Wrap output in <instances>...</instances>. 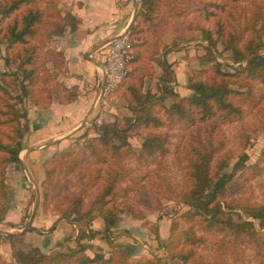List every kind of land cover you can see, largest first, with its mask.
Returning a JSON list of instances; mask_svg holds the SVG:
<instances>
[{
	"label": "trees",
	"instance_id": "1",
	"mask_svg": "<svg viewBox=\"0 0 264 264\" xmlns=\"http://www.w3.org/2000/svg\"><path fill=\"white\" fill-rule=\"evenodd\" d=\"M59 2L0 0V45H4L6 66V70H0V222L6 212L3 198L8 187L7 167L19 162L29 129L26 106L46 108L53 93L61 103L77 96V88L60 84L47 66L48 62L56 68L64 65L63 53L49 47L50 40L62 36L66 29L76 30L79 24V19L63 11ZM164 4L177 5L179 16H191L193 29L206 42L204 52L197 56V67L187 76L186 86L192 93L185 99H179L171 86L172 66L165 58L169 46L163 45L162 55L155 56V51L150 59L160 69L158 93L144 89L146 75L137 73L145 60L143 47L159 24ZM127 31L132 59L111 94L121 92L130 114L123 116L121 126L95 125L96 135L77 151L54 154L43 163L44 182L50 189L46 199L68 190V174L77 171V181L64 194L68 206L61 215L72 217L78 224V249L86 248L80 243L83 238L100 234L110 248L109 254L106 257L99 251L81 259L72 248L45 254L35 247L14 251L15 264H165L158 257L132 260L131 253L115 248L108 235L119 220L116 202L125 193V187L119 185L124 177V159L139 167L167 158L173 161L181 187L178 191L171 189L166 197H176L187 209L181 214L184 229L178 230L175 222L171 224L164 245L169 259L181 264H213L201 253L209 240L205 234L222 233L239 245H264V183L259 186L256 204L238 206L245 217L257 221L258 229L252 220L239 214L232 221L234 206L230 200L241 179L264 172V147L254 164H247L248 155L241 152L249 140L250 123L244 119L248 108L244 104L255 106L264 95V55L260 53L264 47V0H138ZM218 45L220 52H229L232 62L238 63L233 71L223 69L216 56ZM244 86L246 91L238 89ZM256 90L260 91L258 95ZM167 98H172L169 105L165 104ZM260 130L264 131V116ZM135 135L142 137L137 152L128 142ZM230 153L237 156L232 165L234 156ZM90 191L92 196L86 201ZM95 216L102 219V230L89 228ZM2 238L13 235L0 233Z\"/></svg>",
	"mask_w": 264,
	"mask_h": 264
},
{
	"label": "rangeland",
	"instance_id": "2",
	"mask_svg": "<svg viewBox=\"0 0 264 264\" xmlns=\"http://www.w3.org/2000/svg\"><path fill=\"white\" fill-rule=\"evenodd\" d=\"M177 9L178 6H173V4L161 6L158 17L159 24L154 33L149 35L148 43L143 47L145 60L140 65L137 73L146 75L144 89L148 88L153 93H158L156 84L160 69L150 59L155 51V56L162 55L163 45L169 46L170 51L165 58L172 66L174 79L171 86L179 99H185L192 93L190 89H187L189 93L184 95L187 76L192 68L197 67V56L204 52L206 42L201 39L200 33L193 29L192 17L179 16ZM220 50L221 46L218 45L216 56L223 69L233 71L238 63L232 62L229 52H220ZM260 53L264 55V47L260 50ZM3 56L4 45H0V70H6ZM153 67L155 68L152 71ZM238 89L241 91L247 90L245 86ZM255 92H257L256 95L260 93L259 90ZM111 95L102 96L101 98L104 100ZM113 95L123 97L119 91ZM123 100L125 105L118 106L117 115L101 109L96 114L95 121L88 123V132L86 131L79 137L70 138L68 146L64 149L56 150L48 157L43 158L39 166L34 169L36 175H38L36 186L28 174L21 170V173L25 174L26 187L24 192H18L15 189L18 188L15 186L16 180L11 177L13 172L10 171L9 181H7L8 172H6L8 187L7 194L3 198L6 212L0 222V233L2 235L12 234L13 238L0 239V264H15L14 251H27L35 247L45 254L67 251L68 248H72L77 250L76 257L81 259L90 258L99 251H102L106 257L108 256L110 248L100 234L93 239L83 238L80 243L84 244L86 248L83 250L78 249L76 241L78 224L70 219L72 217L65 219L61 215V211L68 206L64 194L69 193L77 181V171L68 174L70 185L68 190L65 191L66 193L49 196L46 199V194L50 193V189L44 182L43 163L54 154L68 152L69 150L77 151L88 139L96 135L95 125L116 124L121 126L123 116L130 114L124 97ZM171 100L172 98H167L165 104L169 105ZM244 106L248 108L244 119L247 123H250L247 129L249 140L241 152L248 155L247 164H254L264 147V131L260 130L264 116V95L255 106L247 103ZM128 142L132 149L137 152L141 146L142 137L140 135L131 136L128 138ZM230 152L234 151L230 149ZM230 154L233 155V153ZM236 159L237 156H234L230 164L232 165ZM158 161L139 167L133 164L130 159L122 160L121 169L124 172V177L119 185L125 187L126 194L124 193L116 202L119 220L116 226L110 228L108 235L115 248L125 249L131 253L130 258L132 260L142 257H158L165 264H181L179 260L167 257L164 245L169 236L172 223L177 224L178 230L185 228V222L181 214L187 207L177 201L176 197L172 199L166 197L171 194V189L178 191L181 187L180 177L175 171L172 159L167 158L159 161V163ZM130 165L132 168H130ZM142 172L145 176L140 179ZM248 176L249 174L245 179H241L242 182L237 183L236 188L230 194L231 204L234 206L231 211V219L236 221L237 214H239L242 219L252 220L258 229L257 221L245 217L238 206L247 203L256 204L259 201V186L262 182L264 183V172L254 178H248ZM91 196L92 191L87 192L85 200L88 201ZM126 208L131 209L130 212ZM97 218L100 217L95 216L89 223V228L95 231L103 229L102 219L100 218L101 220L98 221ZM121 224L122 227L117 228ZM261 231L264 234V229ZM146 234L151 235V237L148 238ZM205 235L209 240L201 253L213 264H264V245L261 248L246 243L239 245L222 233L214 234L215 236ZM118 237L121 238V241L116 240ZM127 241L135 246V250L125 246L126 243L124 242Z\"/></svg>",
	"mask_w": 264,
	"mask_h": 264
},
{
	"label": "crops",
	"instance_id": "3",
	"mask_svg": "<svg viewBox=\"0 0 264 264\" xmlns=\"http://www.w3.org/2000/svg\"><path fill=\"white\" fill-rule=\"evenodd\" d=\"M59 7L74 14L79 19V24L76 30L66 29L62 36H55L50 40L49 47L63 53L64 65L56 68L48 62L47 66L60 84L68 88L76 87L77 96L69 103H61L53 93L52 101L46 108L26 106L29 129L23 138L19 162L11 164L7 169V181L10 180L12 171L11 177L16 180L15 186L18 188L15 189L18 192L25 190V174H28L36 186L38 175L34 169L41 160L68 146L70 138L88 132V123L95 121L96 114L101 109L117 115L118 106L125 105L123 97L119 95L112 94L104 100L99 98L103 81L101 67L104 50L96 49L127 30L138 7V0H60ZM184 89V95H187L189 90L186 85ZM120 227L122 224L117 228ZM119 237L117 241H121ZM147 237L150 238L151 235ZM124 243L126 247L135 250V246L129 241Z\"/></svg>",
	"mask_w": 264,
	"mask_h": 264
},
{
	"label": "built area",
	"instance_id": "4",
	"mask_svg": "<svg viewBox=\"0 0 264 264\" xmlns=\"http://www.w3.org/2000/svg\"><path fill=\"white\" fill-rule=\"evenodd\" d=\"M129 44L128 31L124 30L96 49L104 50V62L101 67L103 70V81L99 98L111 94L128 71L127 62L132 59ZM89 56L91 55L89 54Z\"/></svg>",
	"mask_w": 264,
	"mask_h": 264
}]
</instances>
